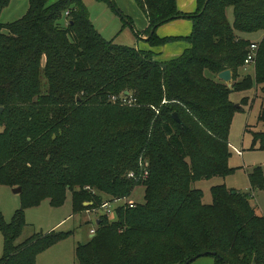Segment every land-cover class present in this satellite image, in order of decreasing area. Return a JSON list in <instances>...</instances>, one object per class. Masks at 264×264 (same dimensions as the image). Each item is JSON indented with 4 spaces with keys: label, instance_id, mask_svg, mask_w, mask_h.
<instances>
[{
    "label": "trees",
    "instance_id": "obj_1",
    "mask_svg": "<svg viewBox=\"0 0 264 264\" xmlns=\"http://www.w3.org/2000/svg\"><path fill=\"white\" fill-rule=\"evenodd\" d=\"M50 1L29 0L20 19L0 23V185L21 188L25 207L44 199L59 206L70 193L74 214L143 189L141 203L99 217L94 236L75 247V264H184L202 252H214L215 264H263L264 213L250 194L213 186L204 204L193 185L236 170L228 135L248 98L236 106L229 95L251 88L264 95V0H197L193 14L180 13L176 0H133L148 21L150 47L188 44L168 61L104 39L81 0ZM9 2L0 0V13ZM178 19L191 21L189 36L156 35ZM252 43L253 76L239 81ZM225 70L231 89L205 76ZM112 97L131 98L133 107ZM257 120L264 123L263 108ZM251 135L264 150V131ZM248 182L264 193L261 168ZM25 225L22 210L9 223L0 214V264H36L71 234L34 233L16 244Z\"/></svg>",
    "mask_w": 264,
    "mask_h": 264
},
{
    "label": "rangeland",
    "instance_id": "obj_2",
    "mask_svg": "<svg viewBox=\"0 0 264 264\" xmlns=\"http://www.w3.org/2000/svg\"><path fill=\"white\" fill-rule=\"evenodd\" d=\"M56 1L58 0H51L50 3ZM81 2L88 5V7H85L87 10L89 8L90 20L104 39L112 40L116 45L127 46L129 44L126 41L129 36L124 32H120L121 25L118 22L120 23L121 15H119L117 8L95 2L94 0H81ZM28 7L29 0H10L9 4L0 13V23L8 24L20 19L27 12ZM228 17L231 22L232 16L229 10ZM246 75L253 76V66L243 67L240 72L241 77L238 80L240 81ZM205 76L212 80H219L218 75L216 76L208 71ZM243 98H248V103L246 105L242 104L241 110L234 113L228 135L231 153L229 165L236 170L225 177L199 180L194 183L193 187L201 190L204 204L211 203L210 189L213 186L223 185L228 189L249 193L251 204L261 214L264 213V193L258 190H251L248 174L257 167L261 168L264 174V150H260L258 145L253 147L251 135V132L264 131V123L257 120L260 110L264 109V95L255 88L242 92H231L229 95L230 101L235 103L236 106H239L238 104L241 103ZM76 100H79V98ZM112 101L116 103V100L113 99ZM116 104L120 107H133L130 106L131 104H123L121 102ZM237 152H241V156ZM141 162L140 160L139 165L142 167L144 165ZM12 190L8 186L0 185V214L3 220L9 223L16 211H23L26 225L16 240V244L23 242L34 233L45 235L51 232H70L71 234L67 238L60 240L38 254L36 256V264H75V247L78 244L85 243L89 236L90 238L94 236L97 220L104 214V210L97 208L74 214L70 193L66 194L64 202L59 206L52 205L49 199H44L36 206L25 207L29 198L21 192L13 193ZM127 200L141 203L143 201V189L141 187L135 188ZM88 204L84 202L83 206ZM111 206L113 208L115 204ZM110 219H114L113 214L110 215ZM3 247L4 240L0 232V259L3 254ZM215 261L216 259L213 256L206 255L199 257L190 264H215Z\"/></svg>",
    "mask_w": 264,
    "mask_h": 264
},
{
    "label": "crops",
    "instance_id": "obj_3",
    "mask_svg": "<svg viewBox=\"0 0 264 264\" xmlns=\"http://www.w3.org/2000/svg\"><path fill=\"white\" fill-rule=\"evenodd\" d=\"M111 1L114 3L117 10L124 17H126L131 21V26L127 22L126 24H124L123 21L125 20H122V18H120V23L118 22V24L121 25L120 32L121 33L124 32L129 36L128 38H126V41L129 43L127 46L135 47L137 50L140 51H152L156 53L157 56L155 57V60L157 61H168L174 59L178 57L180 54H182L185 49L188 48V44L183 41L170 42L161 47H150V45L147 43L148 37L145 34V31L148 28V21L145 15L143 14V12L134 3V1L133 0H111ZM84 5L88 7L86 3H84ZM176 7L180 13L193 14L195 13L197 8V0H176ZM191 30H192L191 21H189L188 19H178L160 26L156 30V35L159 38H166V37L183 38L189 36Z\"/></svg>",
    "mask_w": 264,
    "mask_h": 264
},
{
    "label": "built area",
    "instance_id": "obj_4",
    "mask_svg": "<svg viewBox=\"0 0 264 264\" xmlns=\"http://www.w3.org/2000/svg\"><path fill=\"white\" fill-rule=\"evenodd\" d=\"M67 15V14H66ZM256 51H257V43H252L249 47V53L247 54V57L244 60V67L246 66H252L254 65L255 61V56H256ZM116 100L115 97H112V100ZM123 104H132L133 100L131 98L125 99V98H120L119 100ZM241 156V152H237ZM133 173H130L128 177H133ZM112 204H115V206L112 208ZM128 206L129 208H133L136 205V202L133 200H127V199H114V200H107L105 201L101 206L100 209L104 210V216L107 217V219L110 220V215H114V208L117 206ZM264 264V260H263Z\"/></svg>",
    "mask_w": 264,
    "mask_h": 264
},
{
    "label": "water",
    "instance_id": "obj_5",
    "mask_svg": "<svg viewBox=\"0 0 264 264\" xmlns=\"http://www.w3.org/2000/svg\"><path fill=\"white\" fill-rule=\"evenodd\" d=\"M121 15V14H119ZM124 16L121 15V18H123ZM124 19V18H123ZM218 79L220 81H222L224 84L227 85L228 88L231 89V81H232V74L230 70H225L221 73L218 74ZM0 111H2V109H0ZM173 117L175 120L178 121V117L176 114H173ZM13 193H20L21 192V188H15L12 190ZM206 255H211V256H215L214 252H202L200 254L195 255L194 257H191L188 261H186L184 264H190L191 262L195 261L196 259H198L199 257L202 256H206ZM255 261L252 262V264H254Z\"/></svg>",
    "mask_w": 264,
    "mask_h": 264
}]
</instances>
